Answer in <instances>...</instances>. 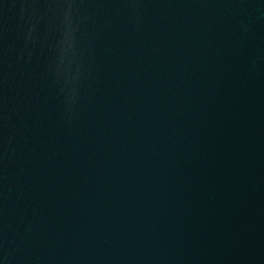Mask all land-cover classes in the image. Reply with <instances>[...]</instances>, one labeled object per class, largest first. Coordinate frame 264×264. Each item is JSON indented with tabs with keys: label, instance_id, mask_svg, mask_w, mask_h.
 Wrapping results in <instances>:
<instances>
[{
	"label": "water",
	"instance_id": "95a60500",
	"mask_svg": "<svg viewBox=\"0 0 264 264\" xmlns=\"http://www.w3.org/2000/svg\"><path fill=\"white\" fill-rule=\"evenodd\" d=\"M0 264H264V0H0Z\"/></svg>",
	"mask_w": 264,
	"mask_h": 264
}]
</instances>
